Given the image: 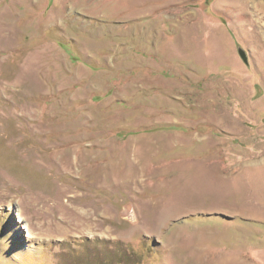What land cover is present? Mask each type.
<instances>
[{"label":"rangeland","instance_id":"rangeland-1","mask_svg":"<svg viewBox=\"0 0 264 264\" xmlns=\"http://www.w3.org/2000/svg\"><path fill=\"white\" fill-rule=\"evenodd\" d=\"M0 264H264V0H0Z\"/></svg>","mask_w":264,"mask_h":264}]
</instances>
